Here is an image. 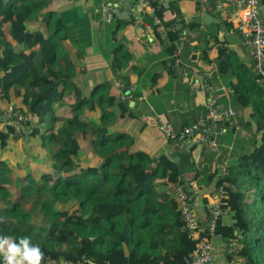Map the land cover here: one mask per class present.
Wrapping results in <instances>:
<instances>
[{"label": "trees", "instance_id": "trees-1", "mask_svg": "<svg viewBox=\"0 0 264 264\" xmlns=\"http://www.w3.org/2000/svg\"><path fill=\"white\" fill-rule=\"evenodd\" d=\"M50 1L0 0V101L4 105H11L12 98L21 101L18 107L11 105L5 110L0 105V116L5 117L3 111L10 108L13 114L24 112L32 119L35 116L39 127H33L30 136L36 137L39 128L44 129L40 136L42 147L51 149L53 163L51 172L25 176L17 175L0 157V217L4 218L0 236L17 241L28 236L40 246L44 259L57 264L82 256L93 264H186L185 258L194 253L198 241L185 230L179 212L174 188L183 182L178 164L165 155L153 157L136 151L134 138L110 133L117 115L109 109L117 99L110 95L107 84L98 86L90 99L84 98L75 84L78 68L63 47L69 31L55 12L46 13ZM161 2L150 3L163 19ZM227 10L226 24L236 30L231 19L236 8ZM40 17L46 32L30 31L27 23L39 21ZM158 29L153 25L151 36L173 57V67L177 63L176 52L181 48L183 53L191 36L187 34L188 41L182 43L180 34L184 30L166 29L163 40ZM210 36L219 45L218 73L231 75L239 66L243 71L236 78L241 82V76L249 72L240 87L245 103L239 102L253 109L252 119L257 123L254 149L229 162L227 180L217 179L218 170L207 181L211 184L217 180V188L225 182L229 185L230 214L217 231L223 240H235L245 263L264 264V89L256 71L239 65L236 53L219 40L218 34ZM199 45L203 46V58L209 61L210 42L204 39ZM113 55L115 72L132 60L120 46H114ZM80 57H84L83 51H79ZM201 72H212L214 78V71ZM156 80L157 77L154 84ZM72 92L76 101L73 116L60 119L56 108L65 106V99ZM96 107L101 111V123L85 122V110ZM119 107L123 115L130 110L129 103L121 102ZM26 132L17 136L12 135L11 129L0 132V152L9 150L13 140H26ZM79 133L83 138L93 136V155L99 160L96 166L81 168ZM222 156L225 158L226 152L220 159ZM37 218L40 225L34 222Z\"/></svg>", "mask_w": 264, "mask_h": 264}, {"label": "crops", "instance_id": "crops-1", "mask_svg": "<svg viewBox=\"0 0 264 264\" xmlns=\"http://www.w3.org/2000/svg\"><path fill=\"white\" fill-rule=\"evenodd\" d=\"M262 1L264 0H261L260 11L264 20ZM103 3L112 6L115 13L116 22L112 27L104 22L99 11ZM161 3L165 10L161 19L163 26L176 31L184 30L194 37V44H191L190 37L189 45L183 50L181 63L173 67V57L151 36L154 20L150 8L144 6L142 0H51L46 13L55 12L69 31V39L63 43V47L78 68L75 84L84 98L90 99L98 86L107 84L110 87V95L117 99L115 106L109 109L117 115V119L109 128L110 133H121L134 138L136 151L146 152L153 157L165 155L177 163L183 185L194 189V207L201 224L206 225L210 206L215 201L218 190L217 180L211 184L207 181L219 170L220 161L224 158L222 156L220 159V156L226 152L230 155V161L234 162L239 155L251 152L257 131V123L252 119L253 109L239 102L241 100L245 103L240 97V87L249 72L241 76V82L236 78L237 73L243 71L239 66L231 75L218 73L219 45H215L210 35L218 34L219 40L236 53L237 63L244 68H251L254 72V61L242 42L231 45L225 39L220 25L206 19L204 23L201 22L206 12L201 10L200 0H162ZM227 9H223L219 14H210L218 16L227 26ZM231 12L229 10V13ZM231 19L235 24L236 20L232 14ZM192 25L197 26L192 28ZM27 28L32 32H46L43 17H40L39 21L28 22ZM228 29L240 38L235 29ZM9 38L16 45L11 36ZM204 39H207L211 46L209 61H205L201 54L203 46L199 43ZM114 46L122 47L123 52L132 57L131 62L117 72L113 67ZM190 49L194 52H190ZM79 51L84 52V57L78 58ZM124 60L128 61L126 58ZM193 69L214 71L211 87L219 100L220 109H232L237 114L234 119L224 121L220 125L224 129V135L219 138V150L216 153L194 144L191 139L188 140L187 148L180 150L176 142L166 139L156 122L158 117H162L179 131L193 125L204 114L206 97L202 94H192L194 86L198 84V80L192 75ZM119 80L128 82L135 88V98L124 102L129 103L130 108L126 115L122 114L119 107L123 102ZM258 82L264 89L263 82ZM2 102L0 101V105L3 110L11 105H21V101L16 98L11 99V105H4ZM75 102L72 92L65 99L66 105L56 108V116L60 119L72 118V106ZM83 120L89 124H100V109H86ZM249 125L250 128L247 127ZM38 127L36 122L34 128ZM39 129L40 133L36 137L30 136L33 128L26 130L27 141L13 140L9 148L10 156H4L5 152H0L1 159H4L17 175L26 176L33 173L38 176L51 172L52 151L42 147L40 136L44 129ZM81 135L79 133L77 136L82 146L79 163L82 169H88L99 164V160L93 155V136L89 134L83 138ZM257 138L259 139V136ZM15 149H18V152H15ZM194 152L197 154L196 160L193 158ZM25 163L26 167L23 166ZM227 220L228 218L224 219L223 223ZM213 247L216 264H230L227 241L214 238Z\"/></svg>", "mask_w": 264, "mask_h": 264}, {"label": "built area", "instance_id": "built-area-1", "mask_svg": "<svg viewBox=\"0 0 264 264\" xmlns=\"http://www.w3.org/2000/svg\"><path fill=\"white\" fill-rule=\"evenodd\" d=\"M143 5L150 8V14L153 17L154 25L158 26V32L162 39H166V27L163 26L162 20L157 16V10L152 7L151 0H142ZM261 0H200L201 10L206 13H218L228 7L236 8V13L233 17L236 20V31L240 36L243 45L251 52L255 62V71L261 77L264 84V20L260 11ZM223 10V11H224ZM99 11L103 16L104 22L111 25L115 20V15L112 6L108 3H103L99 7ZM188 41L187 33L180 34V42ZM182 49L176 52V64H180ZM192 75L198 80L197 86L192 94H202L206 97L204 115L199 118L191 126L182 128L176 131L174 127L158 117L156 122L160 132L166 139L176 142L180 150H185L188 145V140L194 141V144L200 147H206L210 151H216L219 148V138L224 135V129L220 126L224 121L234 119L237 114L232 109L221 110L218 98L211 87L213 80L212 72H201L193 69ZM122 91L121 100L127 102L133 99L135 88L125 84L119 80ZM5 117L0 116V132H5L8 129L14 130L13 136L25 133L29 130L33 119L24 112L13 114V109L3 111ZM30 124V125H29ZM230 155L221 160L219 166L218 179L229 178L230 176ZM229 185L225 182L216 193V199L210 206V216L206 225L201 224L198 214L194 207V189H190L183 184H178L174 188L176 200L179 207L182 220L185 224V230L190 236L198 241V245L194 253L185 258L186 264H216L214 258L213 239H223V235L217 231L220 222L230 214L228 191ZM228 255L231 257L230 264H247L239 256V249L235 245V240L230 239L227 242ZM239 258V259H238ZM242 259V261H241ZM93 264L86 256H82L77 260L65 261L60 264ZM42 264H57L54 260L44 259Z\"/></svg>", "mask_w": 264, "mask_h": 264}, {"label": "clouds", "instance_id": "clouds-1", "mask_svg": "<svg viewBox=\"0 0 264 264\" xmlns=\"http://www.w3.org/2000/svg\"><path fill=\"white\" fill-rule=\"evenodd\" d=\"M3 222L4 218L0 217V223ZM0 258L2 264H42L44 252L28 236L21 237L18 241L10 236H0Z\"/></svg>", "mask_w": 264, "mask_h": 264}, {"label": "water", "instance_id": "water-1", "mask_svg": "<svg viewBox=\"0 0 264 264\" xmlns=\"http://www.w3.org/2000/svg\"><path fill=\"white\" fill-rule=\"evenodd\" d=\"M115 15V13H114ZM204 19L211 20L212 23L220 25L221 32L223 33L225 39L231 44V45H237L241 43V39L238 38L235 32L230 31L228 27L223 23V21L218 16H212L210 13L204 14L203 18L201 19V22L204 23ZM208 24V23H207Z\"/></svg>", "mask_w": 264, "mask_h": 264}, {"label": "rangeland", "instance_id": "rangeland-1", "mask_svg": "<svg viewBox=\"0 0 264 264\" xmlns=\"http://www.w3.org/2000/svg\"><path fill=\"white\" fill-rule=\"evenodd\" d=\"M189 38V37H188ZM191 44H194V37L193 36H191ZM183 50H184V47H183ZM190 52H194V50L193 49H190ZM91 98V97H90ZM135 98V92L133 93V99ZM37 122V118L34 116V119H33V124H32V128L34 127V124ZM33 131V130H32ZM119 134H121V133H119ZM259 139H260V137H259ZM26 141H27V138H26ZM15 152H18V149H15ZM4 156H6V155H9L10 156V153H9V150L7 151V152H5L4 154H3ZM193 158H194V160H196V158H197V154L194 152V155H193ZM23 166L24 167H26V163L25 164H23ZM34 222L36 223V224H38V225H40L41 224V221H40V219H35L34 220Z\"/></svg>", "mask_w": 264, "mask_h": 264}]
</instances>
